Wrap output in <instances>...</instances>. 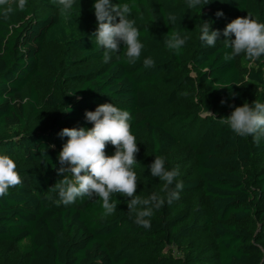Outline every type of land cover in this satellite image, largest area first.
<instances>
[{
	"label": "trees",
	"instance_id": "trees-1",
	"mask_svg": "<svg viewBox=\"0 0 264 264\" xmlns=\"http://www.w3.org/2000/svg\"><path fill=\"white\" fill-rule=\"evenodd\" d=\"M94 3L77 0L67 21L54 0H28L24 12L0 18V155L22 178L0 197V264H264V137L238 136L224 122L235 107L264 103V55L226 61L223 43L237 17L264 23V0L191 10L187 0H111L132 7L140 30L144 48L132 65L123 45L104 62ZM204 23L221 33L214 47L200 39ZM173 30L189 37L179 55L165 44ZM147 57L155 67H144ZM104 103L132 116L136 195L166 197L150 173L156 156L183 182L178 199L153 209L149 229L119 194L109 215L98 197L46 198L63 178L62 129L91 128L85 112Z\"/></svg>",
	"mask_w": 264,
	"mask_h": 264
},
{
	"label": "clouds",
	"instance_id": "clouds-1",
	"mask_svg": "<svg viewBox=\"0 0 264 264\" xmlns=\"http://www.w3.org/2000/svg\"><path fill=\"white\" fill-rule=\"evenodd\" d=\"M54 2L60 7L61 16L66 21L70 19L77 0ZM209 2L210 0H187V8L191 10ZM27 4L28 0H0V18L7 20L17 12H24ZM93 7L98 24L94 37L97 45L104 50V62L108 63L111 53L119 52L122 45L128 64L139 61L144 45L140 40L136 20L130 18L132 7L128 3L112 4L111 0H95ZM216 15L221 17L223 13L217 12ZM167 19L175 24L177 16L170 13ZM220 36L219 30L210 31L208 23H204L200 28V39L208 47H214ZM223 37L225 48L231 49L224 57L226 61L242 54L248 60L255 61L264 55V23L254 19L250 13L228 23L223 30ZM188 38L182 36L180 31L173 30L166 34L165 44L179 55ZM143 65L146 68L155 67V60L152 57L144 58ZM209 114L213 115L210 112ZM226 118L224 122L236 135L252 136L257 142L264 137V103L259 100L235 107ZM85 119L93 125L91 128L66 127L60 133L61 136L68 137L58 154L60 167L57 174H62L63 178L48 189L46 198L53 199L55 194L58 198L54 203L67 205L74 203L77 197H98L102 202L104 214L109 215L117 209L118 200L113 197L119 194L128 198L129 211L136 212L134 223L149 229L151 222L147 218L152 216L153 209L162 207L165 200L171 203L179 198V192L184 185L182 181L175 182L178 171L167 169L165 159L156 156L149 166L150 173L151 176L164 181L163 190L167 195L160 197L153 194L145 199L140 198L136 195L138 183L133 170L139 163L136 155L140 149L131 131L130 112L112 103H104L98 105L94 111H86ZM108 144L115 149L112 155L106 153ZM21 183L22 178L15 161L8 155H0V197L8 195L10 188Z\"/></svg>",
	"mask_w": 264,
	"mask_h": 264
},
{
	"label": "rangeland",
	"instance_id": "rangeland-1",
	"mask_svg": "<svg viewBox=\"0 0 264 264\" xmlns=\"http://www.w3.org/2000/svg\"><path fill=\"white\" fill-rule=\"evenodd\" d=\"M25 248H26V246H25ZM165 250H167V249H165ZM173 254H177V252H176V249H174V252H173Z\"/></svg>",
	"mask_w": 264,
	"mask_h": 264
}]
</instances>
